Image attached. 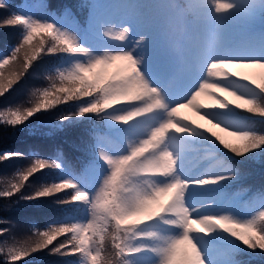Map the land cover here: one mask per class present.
Segmentation results:
<instances>
[{
  "label": "snow or ice",
  "instance_id": "obj_1",
  "mask_svg": "<svg viewBox=\"0 0 264 264\" xmlns=\"http://www.w3.org/2000/svg\"><path fill=\"white\" fill-rule=\"evenodd\" d=\"M166 7L177 62L166 77L154 69L150 36L137 34L139 20L101 14L97 0L59 9L29 0L0 19V28L19 30L17 46L0 59V98L39 61L57 58L45 69L46 86L0 108V125L25 126L71 104L57 118L60 127L94 120L108 130L76 167L59 151L53 159L31 153L26 167L0 179L11 188L0 199L55 198L70 206L35 228L30 250L18 257L7 251L19 243L0 246L3 264L38 253L75 257L71 264H264V189L227 191L245 179L236 158L264 164V31L234 44L225 39L264 26V0H168ZM10 8L0 0V10ZM77 9L86 13L82 19ZM200 152L209 162L196 169L192 158ZM15 158L24 154L2 153L0 163ZM45 170L60 175L32 185ZM209 186L211 196L186 199L193 187Z\"/></svg>",
  "mask_w": 264,
  "mask_h": 264
},
{
  "label": "trees",
  "instance_id": "obj_2",
  "mask_svg": "<svg viewBox=\"0 0 264 264\" xmlns=\"http://www.w3.org/2000/svg\"><path fill=\"white\" fill-rule=\"evenodd\" d=\"M23 1L8 0L11 8L0 10V19L7 17L10 11L16 10ZM78 2L79 0H48V3L54 4L58 9L65 5L74 6ZM77 11L79 12V9ZM18 37V29L0 28V51L7 49L11 45L16 47ZM56 63L57 58L54 56L45 57L39 61L32 70V74L26 76L5 97L0 98V108L23 102L27 97L29 89L46 86L47 81L43 78L45 76V69L51 68ZM71 109V104L58 106L53 111L38 114L25 126L17 128L0 125V154L7 152L24 154V158H15L0 163V179L10 177L16 174L18 170L26 167L28 164L27 158L31 153H36L45 159H53L57 151H59L63 158L68 160L74 167L78 166V160L81 162L80 157H85L83 153L86 154L88 145L94 139V135L91 132L85 131L88 125L86 121L77 125H65L63 127H60L56 123L59 116L66 114ZM240 159L252 165L253 169L262 171L259 173L262 175L260 186L264 189V164L257 161L250 162L245 158ZM220 164L222 165L221 162ZM238 166L246 174L245 179L250 180L242 186V190L246 194L253 193L254 183L251 179L256 176V172L251 171L246 166ZM59 175L58 171L45 170L34 176L30 183L32 185H39L49 182ZM2 186L3 184L0 183V187ZM29 192H31V189L26 188L25 194ZM53 199L55 198L42 200V205L46 206L45 209H37L35 206H30L31 201L24 200L20 196H14L11 199H0V220L3 221V223H0V229H9L11 231V236L0 235V246L13 243L12 236H15L17 241L20 240L22 233L25 237L29 238L31 233L35 231L32 229V224L45 227L54 220L61 219L70 206L56 204ZM15 227H19V231L13 233ZM2 259L3 257H0V264H3ZM60 260H62V257L38 253L32 257L31 261L24 264H59Z\"/></svg>",
  "mask_w": 264,
  "mask_h": 264
},
{
  "label": "rangeland",
  "instance_id": "obj_3",
  "mask_svg": "<svg viewBox=\"0 0 264 264\" xmlns=\"http://www.w3.org/2000/svg\"><path fill=\"white\" fill-rule=\"evenodd\" d=\"M30 2L35 3L36 0H32ZM98 2L100 4L98 11L101 14L107 13L116 19H121V18H124L125 16H128L130 19L139 20L140 27L137 29V34L138 35L148 34L150 36V41H151L150 48L152 49L154 69L164 77L169 75L170 73L168 74L167 67L172 65V62L166 59L168 63L166 62L163 65H160V61L157 60L158 58L163 57L162 56L163 55L162 35L167 31V28H166L167 16L165 15L163 8H166V7L164 5L162 6L158 0H127V1L125 0H98ZM132 13H139L140 15L139 17L135 15H130ZM249 31L251 32L254 30H248V32ZM246 36L243 39H245ZM225 39H226V43H228L227 35ZM167 41L168 40H165V43ZM6 54L7 53L5 52V49L0 51V59H2L3 56ZM247 71L251 73L259 72L258 69H249ZM221 124L223 126V121H221ZM208 159L209 157L207 156L206 153L204 152L198 153L192 158L193 167L196 169H199ZM257 162H260V161H257ZM217 169L222 170L219 166L217 167ZM196 175H197L196 172L192 173L193 178H196ZM210 187L212 188V186L205 187V188L193 187L191 189V192L186 196V199H193V200L198 201V200L207 198L213 194V192L209 190L211 189ZM42 200L43 199L39 201H31V204L29 205L35 206L37 207V209H45L46 206L42 205ZM209 203H212L211 198H209ZM18 231H19V227H15V230L13 233H16ZM11 239L13 240V243L22 244L28 240V237H25L24 234L22 233L20 236V240L17 241V238L15 236H12ZM32 257H29L28 259L20 263L24 264L28 261H31Z\"/></svg>",
  "mask_w": 264,
  "mask_h": 264
},
{
  "label": "clouds",
  "instance_id": "obj_4",
  "mask_svg": "<svg viewBox=\"0 0 264 264\" xmlns=\"http://www.w3.org/2000/svg\"><path fill=\"white\" fill-rule=\"evenodd\" d=\"M201 119L208 125L212 127H218V125H215L212 123L211 120H206L205 118L201 117ZM11 188H9L6 185H3L0 187V195H4L6 192H10ZM30 250V243L29 242H24L19 245H14L12 246L8 251H7V258H14L18 257L22 252Z\"/></svg>",
  "mask_w": 264,
  "mask_h": 264
}]
</instances>
